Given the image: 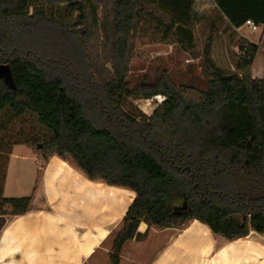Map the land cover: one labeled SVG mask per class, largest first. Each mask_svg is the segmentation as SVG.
<instances>
[{"label":"trees","instance_id":"1","mask_svg":"<svg viewBox=\"0 0 264 264\" xmlns=\"http://www.w3.org/2000/svg\"><path fill=\"white\" fill-rule=\"evenodd\" d=\"M210 1L230 27L264 25V0ZM197 2L0 0V63L12 73L11 85L0 77V144L10 125L30 117L33 134L14 145L44 159L57 155L92 180L136 193L111 264H120L127 240L146 235L137 231L141 221L184 228L197 219L228 240L264 234V79L251 74L258 46L243 39L228 74L208 44L201 88L177 84L167 71L135 86L128 80L145 23L198 57ZM157 95L165 99L149 116L123 102ZM6 177L0 175V230L4 216L26 213L31 202L5 197Z\"/></svg>","mask_w":264,"mask_h":264},{"label":"crops","instance_id":"2","mask_svg":"<svg viewBox=\"0 0 264 264\" xmlns=\"http://www.w3.org/2000/svg\"><path fill=\"white\" fill-rule=\"evenodd\" d=\"M204 3L212 4L210 0ZM209 19L211 28H218L219 34H223L221 26L230 32H239L243 26L230 27L217 11ZM244 25L251 28L248 23ZM247 41L258 46L252 77L264 79V66L258 64L260 58L264 61L260 54L264 51V29L259 44ZM38 156L40 175L32 186L33 194L27 196L31 198L29 210L9 216L0 230V264H99L102 259L107 262L136 193L123 186L92 180L74 163L57 155L39 165ZM7 184L8 176L5 197ZM137 231L146 235L125 242L120 264H264V234L253 230L245 237L228 240L193 219L184 228H158L141 221Z\"/></svg>","mask_w":264,"mask_h":264},{"label":"rangeland","instance_id":"3","mask_svg":"<svg viewBox=\"0 0 264 264\" xmlns=\"http://www.w3.org/2000/svg\"><path fill=\"white\" fill-rule=\"evenodd\" d=\"M196 9L198 17L192 30L194 36L192 43L196 46L195 53L198 57L192 58L190 52L176 43L174 38L164 29L153 23H145L137 40L135 55L131 61L128 79L131 86L145 81H153L163 71H167L177 84L194 85L201 88L204 87L202 55L208 44L210 57H214L213 60L220 64L216 65L228 74L235 71L243 39L252 40L259 44L263 27L257 26L254 30L248 25H243L239 32H230L229 28L221 26L223 34H219L218 28L212 29L209 23V18L215 15L216 11L213 4L208 3L206 5L204 0H198ZM53 11L62 16L60 8H55ZM179 37L181 38L180 35ZM225 39H227L226 44ZM186 40L188 41V39ZM225 45L227 50H225ZM260 54L264 56V51ZM258 64L264 66L262 58L259 59ZM164 99L163 95H157L151 99L123 98V102L126 110L144 117L151 115ZM33 129V119L26 117L22 121L10 125L2 140L3 142L0 144V149L4 150V153H0V175L7 171V197H27L33 194L32 186L40 175L36 158L37 155L42 156V154L23 144H18L19 146L14 149L16 145L13 144L15 141L29 138L33 134ZM11 148L14 151L12 157L9 158L6 151ZM40 156H38V160L41 162L39 165H42L44 158ZM4 218L7 221L9 216H4ZM99 264H111V260L109 258L106 262V259H102Z\"/></svg>","mask_w":264,"mask_h":264},{"label":"water","instance_id":"4","mask_svg":"<svg viewBox=\"0 0 264 264\" xmlns=\"http://www.w3.org/2000/svg\"><path fill=\"white\" fill-rule=\"evenodd\" d=\"M0 77H2L6 83L12 84V73L8 64L0 63Z\"/></svg>","mask_w":264,"mask_h":264},{"label":"built area","instance_id":"5","mask_svg":"<svg viewBox=\"0 0 264 264\" xmlns=\"http://www.w3.org/2000/svg\"><path fill=\"white\" fill-rule=\"evenodd\" d=\"M246 23H248L253 29L257 28V25H255L252 21H247Z\"/></svg>","mask_w":264,"mask_h":264}]
</instances>
